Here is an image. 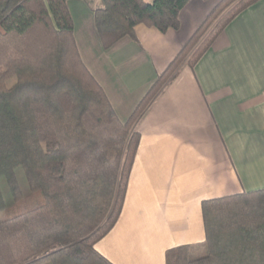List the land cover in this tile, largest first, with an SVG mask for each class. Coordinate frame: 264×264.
Listing matches in <instances>:
<instances>
[{"label": "trees", "instance_id": "16d2710c", "mask_svg": "<svg viewBox=\"0 0 264 264\" xmlns=\"http://www.w3.org/2000/svg\"><path fill=\"white\" fill-rule=\"evenodd\" d=\"M68 1L0 0V180L12 199L8 208L0 187V213L11 215L0 221V264H111L94 246L122 209L134 125L178 68L259 0H220L123 123L80 58ZM190 1L100 0L103 50L134 40L138 25L179 30ZM201 212L204 243L166 264H264V190L204 201Z\"/></svg>", "mask_w": 264, "mask_h": 264}, {"label": "crops", "instance_id": "0c3cea01", "mask_svg": "<svg viewBox=\"0 0 264 264\" xmlns=\"http://www.w3.org/2000/svg\"><path fill=\"white\" fill-rule=\"evenodd\" d=\"M219 1L191 0L179 30L138 25L134 40L108 51L93 22L100 0L68 1L80 58L122 123ZM134 130L121 212L94 248L111 264H166L168 253L204 243L202 202L264 190V0L240 12L193 67L181 65Z\"/></svg>", "mask_w": 264, "mask_h": 264}, {"label": "rangeland", "instance_id": "374dc122", "mask_svg": "<svg viewBox=\"0 0 264 264\" xmlns=\"http://www.w3.org/2000/svg\"><path fill=\"white\" fill-rule=\"evenodd\" d=\"M146 2H148V1H146ZM11 83H12V81L9 82V84H11ZM18 177H19L21 184L24 187V179H23V175L21 172L18 173ZM0 187H1L2 195H3L4 201L6 203V206L9 208L12 205V199L9 195L7 184H6L4 179L0 180ZM9 216H11V215H10V212L8 211V209L4 210L3 212L0 213V221L4 220L6 218H9Z\"/></svg>", "mask_w": 264, "mask_h": 264}]
</instances>
